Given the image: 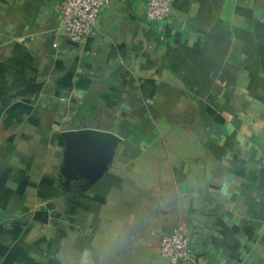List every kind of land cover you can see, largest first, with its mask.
<instances>
[{"label": "crops", "instance_id": "1", "mask_svg": "<svg viewBox=\"0 0 264 264\" xmlns=\"http://www.w3.org/2000/svg\"><path fill=\"white\" fill-rule=\"evenodd\" d=\"M59 0H0V264H264V0H109L72 44ZM122 140L82 190L61 132Z\"/></svg>", "mask_w": 264, "mask_h": 264}, {"label": "built area", "instance_id": "2", "mask_svg": "<svg viewBox=\"0 0 264 264\" xmlns=\"http://www.w3.org/2000/svg\"><path fill=\"white\" fill-rule=\"evenodd\" d=\"M109 0H59L60 27L72 44H82L98 33L102 7ZM175 0H148L146 16L152 23L166 20L172 13ZM161 256L170 264L195 262L196 255L187 232L176 229L162 240Z\"/></svg>", "mask_w": 264, "mask_h": 264}, {"label": "water", "instance_id": "3", "mask_svg": "<svg viewBox=\"0 0 264 264\" xmlns=\"http://www.w3.org/2000/svg\"><path fill=\"white\" fill-rule=\"evenodd\" d=\"M65 143L61 175L86 190L108 171L121 138L114 132L82 128L61 132Z\"/></svg>", "mask_w": 264, "mask_h": 264}]
</instances>
